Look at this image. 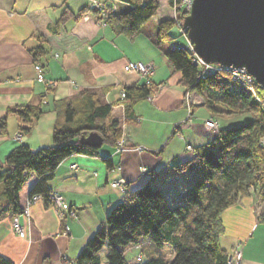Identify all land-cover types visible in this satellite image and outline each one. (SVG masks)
<instances>
[{"label": "crops", "instance_id": "obj_1", "mask_svg": "<svg viewBox=\"0 0 264 264\" xmlns=\"http://www.w3.org/2000/svg\"><path fill=\"white\" fill-rule=\"evenodd\" d=\"M95 1L113 4L112 0H0V119L7 117V132L0 134V156L5 157L20 143H27L33 150L52 145L58 120L56 112L44 113L31 132L17 138L23 121L18 114L8 113L9 109L42 102L47 107L53 101L78 99L87 91L98 92L103 101L113 105V118L123 129L122 139L131 146L117 151L116 146L102 145L98 155L74 154L60 163L48 185L52 193L64 197V217L52 200L40 198L30 206L29 215L9 214L0 220V256L14 264L74 261L111 208L122 199L124 192L112 187L111 180L123 177L128 182L127 189L132 190L150 181L167 194L171 203H185L194 176L191 170H178L177 166L192 160L195 150L214 141L221 128L252 119L248 114L227 119L216 116L218 131L204 130L205 121L212 115L205 105L192 109L187 106L181 73L174 70L168 49L156 44L158 28L147 32L141 29L134 38H128L107 22L101 25L93 14H88L89 19L84 16L76 20L80 9ZM116 4L124 11L130 8L123 2ZM66 10L74 16L58 27ZM39 35L50 47L48 66L42 67L45 81L39 80L30 52L39 44ZM138 61L154 64L151 80L158 91L128 115L121 90L142 84L144 79L126 72L125 66ZM47 82L56 85L48 87ZM161 149V153H155ZM105 159L113 166H108ZM74 164L76 169L71 167ZM251 199L252 196L240 198L222 217L225 221L229 212L235 224L243 225L240 232L247 229L250 236L240 264H264V223L255 222L252 215L246 218L252 209L248 204ZM14 221L25 231L24 237L14 230ZM131 247L138 253L142 251L138 245Z\"/></svg>", "mask_w": 264, "mask_h": 264}, {"label": "trees", "instance_id": "obj_2", "mask_svg": "<svg viewBox=\"0 0 264 264\" xmlns=\"http://www.w3.org/2000/svg\"><path fill=\"white\" fill-rule=\"evenodd\" d=\"M118 1L130 8L122 12L109 9L106 22L128 38H134L161 6L158 0ZM174 1L168 0L170 5ZM88 14L101 18L89 5L80 9L75 18L80 20ZM72 16L66 10L57 26ZM176 24L174 18L160 21L158 46L174 38L171 30ZM38 38L39 44L30 52L34 63L44 68L48 66L50 47L44 36ZM167 56L174 70L181 73L180 83L185 93L202 94L203 105L212 117L252 114L253 118L221 128L214 141L198 147L192 160L177 166L178 170H191L194 176L185 203H171L167 194L150 181L136 189H126L74 259L75 264H104V249H107L106 264H230L231 252L221 245L226 231L223 212L249 195L252 188L259 193L264 206V108L226 70L203 74L194 53L186 47H171ZM155 87L146 83L126 86L123 99L126 113L133 115L135 106L154 94ZM258 88L264 95L261 86ZM82 97L53 101L47 107L42 102L9 109L8 113L18 114L23 121L21 136L31 132L35 121L44 113L54 111L58 120L52 145L33 150L27 143H20L5 157L0 156V185L6 197V201L0 202V220L24 212L28 200L35 195L50 201L52 192L48 183L67 157L99 154V148L81 143L84 133L97 131L104 137V144L110 146H117L122 139L123 129L113 118V105L103 101L98 92L87 91ZM6 132L7 117H4L0 119V134ZM105 161L113 166L109 159ZM259 218L264 223V209ZM135 245L149 257L135 262L128 259L127 249ZM165 248H169V255H165ZM0 264L14 262L0 256Z\"/></svg>", "mask_w": 264, "mask_h": 264}, {"label": "water", "instance_id": "obj_3", "mask_svg": "<svg viewBox=\"0 0 264 264\" xmlns=\"http://www.w3.org/2000/svg\"><path fill=\"white\" fill-rule=\"evenodd\" d=\"M184 26L207 63L246 68L264 90V0H194ZM80 141L93 148L105 143L97 131Z\"/></svg>", "mask_w": 264, "mask_h": 264}, {"label": "built area", "instance_id": "obj_4", "mask_svg": "<svg viewBox=\"0 0 264 264\" xmlns=\"http://www.w3.org/2000/svg\"><path fill=\"white\" fill-rule=\"evenodd\" d=\"M113 4H107L106 2H98L95 1L92 4H90L91 8L96 9L99 13H100V19L98 20L99 23L101 25L106 24V19H107V13L109 11V9L113 10V11H118V7H117V2L118 0H112ZM193 4H194V0H175L174 3L171 5V8L174 11V19L177 22L178 27L180 28L181 32L186 36V33L188 32L186 27L184 26V21H185V17L187 15H189L192 11L193 8ZM85 19H89V16H86ZM183 47H186L189 51L193 52L195 55V62L201 67V69L203 70V74H209V73H215L221 70H226L227 72L230 73V75L233 77V79H235L239 84H241L245 89H247L248 91H250L253 94V97L255 98V100L261 104L264 108V96L260 93V88H258V86H260L258 84V82L256 81L255 77L253 75H251L248 70L246 68L243 67H234V66H227V65H223V64H219V63H207L202 57H200L194 48V44L192 43L191 40H188V43L186 44H180ZM36 69L38 71V75H39V80L40 81H45L44 77H43V69L40 65L36 66ZM126 71L128 72H137L139 73L143 78L147 77L148 81L151 82V77L154 75L155 73V66L154 64L150 63V62H144V61H138V62H129L126 67H125ZM145 81V80H144ZM148 82V83H149ZM54 85H56V82H47V86L48 87H53ZM122 97L125 98L126 97V91L125 89L122 90ZM186 103L187 106L192 109L195 106H199L201 103H203V98L200 97L199 93H188L187 94V99H186ZM199 104V105H198ZM204 130L205 129H209V130H217L219 129V123L218 121L212 117L209 118L205 121V124L202 127ZM17 138L21 137V133H18L16 135ZM117 151H124L127 150L129 148H131V146L123 139H121L120 141H118L117 143ZM189 149L192 150L191 146H188ZM137 150H143L142 147H137ZM72 169H76L77 165L74 164L71 166ZM115 169H121V167H114ZM143 172L146 171V168L142 169ZM127 180L123 177H120L118 179H114L110 181V185L114 188H119L122 192H125V190L127 189ZM43 198L41 195H35L32 198H30L26 204L24 213L26 215L30 214V206L38 199ZM51 200L53 201V204L55 205V208L57 209L58 213L60 215L63 216V214H65V212H67V206H66V202L64 200V197L57 192H53L50 195ZM73 217H77V213L75 211H71L70 212ZM14 226V230L22 237L25 236V231L23 230V228L20 226V224L17 221H14L13 223ZM236 255H238V258L241 259L242 258V252L238 250V248L236 249L235 254H231L230 256V264H233V260L236 259ZM64 264H75L74 261H65Z\"/></svg>", "mask_w": 264, "mask_h": 264}, {"label": "rangeland", "instance_id": "obj_5", "mask_svg": "<svg viewBox=\"0 0 264 264\" xmlns=\"http://www.w3.org/2000/svg\"><path fill=\"white\" fill-rule=\"evenodd\" d=\"M158 1L160 2V5H161L158 13L155 16L151 17L149 20H147L143 24V26H142V30L143 31H146L147 32V31H152V30H154L156 28L159 29V23H160L161 20L171 19V18L174 17V14L175 13H174L173 9L171 8V5L169 4L168 0H158ZM118 11L119 12H122V11H124V8H122V6L119 5L118 6ZM86 16H88V15H86ZM171 32H172L174 38L172 40H170V41H163L162 42L161 48L164 49V50L165 49H169V48L174 47V46H177V45H180V44H186V43H188V40H190V38L188 37V34L187 33H186V36L183 33H181V30H180V28L178 27L177 24L172 28ZM155 34H156V32H155ZM125 71H126V69H125ZM126 72H128V71H126ZM129 73H137V72H129ZM137 74H139V73H137ZM139 76L142 79L145 80L143 83L152 85V80H151V82H149L148 79H147V77L143 78L140 74H139ZM122 90H121V94L123 92ZM157 91H158V89L156 88V92ZM188 93H191V94L194 93L195 94L196 91L188 92ZM188 93H185V101L187 99V94ZM154 94L150 95L147 99H153V95ZM200 97L203 98V103H201L200 105H203L205 99H204V97H203L202 94H200ZM121 98H122V100L125 99V98L122 97V95H121ZM243 115H245V114H243ZM243 115H240V116H243ZM248 115H250L251 118H253V115L252 114H248ZM217 117L225 118V119L231 118V116H225V115L217 116ZM234 117H237V116H234ZM106 145L107 144H104V146H106ZM30 183H31V180L28 182V184H30ZM2 195H3V186L0 185V202H2L3 199L6 201L5 195H3V196ZM247 196H252L253 201H252V203H249L250 200H248V204H249L250 207L252 206V209L253 210L252 209H249L248 210L249 215H247L246 218L251 219L252 218L251 215H252L255 222L262 223L260 221L259 215H260L261 211L264 209V206H263V204L261 202L259 193L256 191L255 188H252L251 191H250V194L247 195ZM250 210L253 211V213H251ZM228 213L226 214L225 221H224L226 231H225L224 235H222V237H221V245L224 248L228 249V251H230L231 254L232 253L235 254L237 248L241 252H242V250H244V248H245L244 244H246L245 241L246 240H249L250 236L248 237L247 236V233L245 232L247 229H245L242 233L240 232V229H241V227L243 225L235 224V220H233V218H230L228 216ZM64 215L65 214H63V216L61 215V217H64ZM248 223H249V225H251L252 221L249 220ZM237 233H239V235H237ZM256 236H257V234H256ZM147 250H148V248H147ZM106 251H107V249H104L103 252H102V255L104 256V264H106V259H105V252ZM142 251L138 253L135 248L132 249V247L130 246L127 249L126 257L128 259L134 261V262L135 261H140V260H142V258L143 259H147L149 257L148 253L146 251H143V252ZM165 255H169V249H167V248H165ZM240 261H241V259H239L238 258V255H236V259L233 260V262H234L233 264H240ZM62 264H64V263H62Z\"/></svg>", "mask_w": 264, "mask_h": 264}, {"label": "bare ground", "instance_id": "obj_6", "mask_svg": "<svg viewBox=\"0 0 264 264\" xmlns=\"http://www.w3.org/2000/svg\"><path fill=\"white\" fill-rule=\"evenodd\" d=\"M187 104V103H186Z\"/></svg>", "mask_w": 264, "mask_h": 264}]
</instances>
